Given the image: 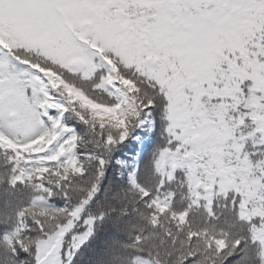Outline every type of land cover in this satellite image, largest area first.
<instances>
[{"label":"snow or ice","instance_id":"snow-or-ice-1","mask_svg":"<svg viewBox=\"0 0 264 264\" xmlns=\"http://www.w3.org/2000/svg\"><path fill=\"white\" fill-rule=\"evenodd\" d=\"M153 113L164 139L154 160L157 192L184 170L192 204L203 199L213 215V188L231 191L264 264V160L253 163L244 151L257 134L253 142L264 143V0H0V181L6 175L10 187L38 193L3 237L14 256L76 264L95 235L97 217L86 210L99 185L68 203L72 179L94 158L102 183ZM89 143L109 159L81 149ZM138 170L129 183L155 224L170 205L137 182ZM170 215L184 224L188 210ZM28 232L37 238L25 247ZM187 237H206L209 250L239 264L244 238L207 230Z\"/></svg>","mask_w":264,"mask_h":264},{"label":"trees","instance_id":"trees-1","mask_svg":"<svg viewBox=\"0 0 264 264\" xmlns=\"http://www.w3.org/2000/svg\"><path fill=\"white\" fill-rule=\"evenodd\" d=\"M19 67L26 68L23 65ZM251 127H243L237 135L240 132L246 134ZM162 129V119L153 113L141 126L144 135H137V143L128 144L121 149L119 161L108 168L102 183L97 176L99 166L94 158L84 161V175L72 179L68 189V203L84 197L94 182L99 185L95 200L86 210L87 214L97 217L95 235L77 254L76 264H233V260L224 259L227 253L217 256L214 250H209L206 237L188 239L190 231L203 230H207L208 235H223L229 242L244 238L245 242L237 250L239 264H260L261 246L247 240V225L237 219L236 210L230 204L233 198L231 191L225 197L213 188V215H209L203 199L199 206L192 204L195 197L188 192L184 170L178 168L174 178L171 181L165 180L163 188L157 192L160 176L154 169V160L159 147L164 144ZM92 140L95 138L92 137ZM80 147L84 151L103 154L105 160L109 159L110 153L103 150L98 153L94 143L81 144ZM244 151L249 153L253 163L264 160V143H254L252 139H248L245 141ZM3 159V155H0V160ZM137 164V182L150 188L153 196L167 199L170 205L163 215L158 214L155 224L151 217L153 209L147 206L129 183V172ZM0 174H4L3 167H0ZM199 190L204 191L202 188ZM63 191L61 189V193ZM169 192L174 195L169 197ZM35 195L38 193L27 184L10 187L6 175L0 181V264H31L30 257L21 259L14 256L3 237L16 225L17 211ZM44 206L52 205L47 202ZM185 209L188 210L187 222L178 224L170 213ZM101 213L104 214L103 220L99 219ZM25 220L27 226L32 225L31 219L25 217ZM42 223L51 229L54 221L44 217ZM36 238L34 233H26L23 237L25 247Z\"/></svg>","mask_w":264,"mask_h":264},{"label":"rangeland","instance_id":"rangeland-1","mask_svg":"<svg viewBox=\"0 0 264 264\" xmlns=\"http://www.w3.org/2000/svg\"><path fill=\"white\" fill-rule=\"evenodd\" d=\"M252 140H259V135L257 134L254 138H252Z\"/></svg>","mask_w":264,"mask_h":264}]
</instances>
